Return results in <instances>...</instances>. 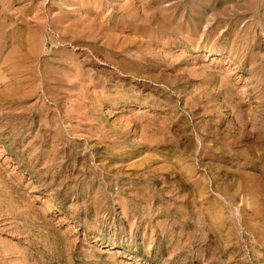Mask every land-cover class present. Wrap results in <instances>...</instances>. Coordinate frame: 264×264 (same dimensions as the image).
Returning <instances> with one entry per match:
<instances>
[{
    "label": "rangeland",
    "instance_id": "rangeland-1",
    "mask_svg": "<svg viewBox=\"0 0 264 264\" xmlns=\"http://www.w3.org/2000/svg\"><path fill=\"white\" fill-rule=\"evenodd\" d=\"M0 1V264H264V0Z\"/></svg>",
    "mask_w": 264,
    "mask_h": 264
},
{
    "label": "bare ground",
    "instance_id": "bare-ground-1",
    "mask_svg": "<svg viewBox=\"0 0 264 264\" xmlns=\"http://www.w3.org/2000/svg\"><path fill=\"white\" fill-rule=\"evenodd\" d=\"M4 1H5V0H4ZM262 1H263V0H262ZM0 2H1V1H0ZM20 2H21V1H20ZM26 2H27V1H26ZM52 2H53V1H52ZM113 2H115V1H113ZM259 2H260V1H259ZM1 3H2V2H1ZM80 3H81V2H80ZM263 3H264V2H263ZM18 4H19V2H18ZM52 4H53V3H52ZM206 4H207V3H206ZM73 5H74V4H73ZM60 6H61V5H60ZM110 6H111V5H110ZM140 6H141V5H140ZM3 9H4V8H3ZM131 9H132V8H131ZM147 9H149V8H147ZM150 9H151V8H150ZM5 10H6V9H5ZM19 10H20V9H19ZM48 11H49V10H48ZM112 11H113V10H112ZM122 11H123V10H122ZM122 11H121V12H122ZM218 11H219V10H218ZM142 12H143V11H142ZM157 12H158V11H157ZM230 12H231V11H230ZM20 13H21V12H20ZM44 13H45V12H44ZM74 15H75V14H74ZM147 15H148V14H147ZM205 16H206V15H205ZM205 16H204V17H205ZM38 17H39V16H38ZM73 17H74V16H73ZM143 17H144V16H143ZM204 17H203V18H204ZM35 18H36V17H35ZM63 18H64V17H63ZM155 18H156V16H155ZM41 19H42V17H41ZM43 19H44V18H43ZM72 19H73V18H72ZM105 19H106V18H105ZM127 19H128V17H127ZM139 19H141V18H139ZM180 19H181V18H180ZM66 20H67V19H66ZM141 20H142V19H141ZM203 20H204V19H203ZM75 21H76V20H75ZM102 21H103V20H102ZM132 21H133V20H132ZM139 21H140V20H139ZM165 21H166V20H165ZM59 23H60V22H59ZM134 23H135V22H134ZM0 24H1V23H0ZM35 24H36V23H35ZM38 25H39V24H38ZM0 26H1V25H0ZM30 26H31V25H30ZM107 26H108V25H107ZM202 26H203V25H202ZM20 27H21V26H20ZM38 27H39V26H38ZM69 27H70V26H69ZM87 27H88V26H87ZM96 27H97V26H96ZM113 28H114V27H113ZM44 29H45V27H44ZM120 29H121V28H120ZM163 29H164V28H163ZM20 30H21V29H20ZM109 30H110V29H109ZM3 31H4V30H3ZM12 31H13V30H12ZM59 31H60V30H59ZM178 31H179V30H178ZM32 32H33V31H32ZM52 32H53V31H52ZM1 33H2V32H1ZM46 33H47V32H46ZM49 33H50V32H49ZM130 33H131V32H130ZM56 34H57V33H56ZM59 35H61V34H59ZM65 35H66V34H65ZM98 35H99V34H98ZM23 36H24V34H23ZM31 36H32V35H31ZM32 37H33V36H32ZM34 37H35V36H34ZM36 37H37V35H36ZM52 37H53V36H52ZM134 37H136V35H135ZM134 37H133V38H134ZM140 37H141V36H140ZM43 38H44V37H43ZM50 38H51V37H50ZM102 38H103V37H102ZM112 38H113V36H112ZM138 38H139V37H138ZM196 38H197V37H196ZM60 39H61V38H60ZM134 39H135V38H134ZM54 40H55V39H54ZM99 40H100V39H99ZM4 41H5V40H4ZM36 41H37V40H36ZM198 41H199V40H198ZM66 42H67V41H66ZM112 42H114V41H112ZM32 43H33V42H32ZM34 43H35V45L37 46L38 43H37V44H36V42H34ZM41 43H42V42H41ZM51 43L53 44V42H51ZM51 43H50V44H51ZM63 43H64V42H63ZM63 43H62V44H63ZM71 43H72V42H71ZM74 43H75V42H74ZM98 44H99V43H98ZM98 44H97V45H98ZM10 45H11V44H10ZM32 45H33V44H32ZM32 45H31V46H32ZM35 45H34V46H35ZM38 45H39V44H38ZM41 45H42V44H41ZM71 45H72V44H71ZM93 45H94V44H93ZM127 45H128V44H127ZM134 45H135V44H134ZM34 46H33V47H34ZM80 46H81V45H80ZM80 46H79V47H80ZM82 46H83V45H82ZM107 46H108V45H107ZM117 46H118V45H117ZM38 47H39V46H38ZM105 47H106V46H105ZM123 47H124V45H123ZM36 48H37V47H36ZM94 48H95V47H94ZM18 49H19V48H18ZM38 49H39V48H38ZM38 49H37V50H38ZM42 49H43V47H42ZM62 49H63V48H62ZM13 50H14V49H13ZM33 50H35V48H34ZM94 50H95V49H94ZM116 50H117V49H116ZM45 51H46V50H45ZM52 51H53V50H52ZM106 51H107V49H106ZM18 52H19V51H18ZM36 52H37V51H36ZM36 52H34V54H35ZM42 52H44V51H42ZM57 52H58V51H57ZM59 52H60V51H59ZM89 53H90V52H89ZM92 53H93V52H92ZM163 53H164V52H163ZM262 53H263V52H262ZM34 54H33V55H34ZM90 54H91V53H90ZM96 54H97V53H96ZM96 54H95V55H96ZM99 54H100V53H99ZM13 55H14V54H13ZM37 55H38V52H37ZM52 55H53V54H52ZM27 56H28V55H27ZM47 57H48V56H47ZM50 57H51V56H50ZM69 57H70V56H69ZM54 59H55V58H54ZM101 59H102V58H101ZM172 59H173V58H172ZM95 60H96V59H95ZM77 61H79V60H77ZM147 61H148V59H147ZM66 62H67V61H66ZM0 63H1V62H0ZM39 63H40V62H39ZM79 63H80V62H79ZM106 63H107V62H106ZM152 63H153V62H152ZM1 64H2V63H1ZM11 64H12V63H11ZM108 64H109V63H108ZM79 65H80V64H79ZM100 65H101V64H100ZM32 66H33V65H32ZM111 66H112V65H111ZM141 66H142V65H141ZM137 67H138V66H137ZM36 68H37V67H36ZM113 68H114V67H113ZM49 69H51V68H49ZM116 69H117V68H116ZM176 69H177V68H176ZM39 70H40V69H39ZM47 70H48V69H47ZM41 71H42V70H41ZM44 71H45V69H44ZM56 71H57V70H56ZM56 71H55V72H56ZM123 71H124V70H123ZM186 71H188V70H186ZM37 72H38V71H37ZM47 72H48V71H47ZM127 72H128V71H127ZM141 72H142V71H141ZM171 72H172V71H171ZM192 72H193V71H192ZM194 72H195V71H194ZM2 73H3V72H2ZM38 73H39V72H38ZM45 73H46V72H45ZM49 73H50V72H49ZM71 73H72V72H71ZM88 73H89V72H88ZM131 73H132V72H131ZM144 73H145V72H144ZM195 73H196V72H195ZM195 73H194V74H195ZM14 74H15V73H14ZM20 74H21V73H20ZM123 74H125V73H123ZM123 74H122V75H123ZM109 75H110V74H109ZM128 75H130V74H128ZM196 75H197V74H196ZM13 76H15V75H13ZM40 76H41V75H40ZM42 76H43V75H42ZM52 77H53V76H52ZM7 78H8V77H7ZM13 78H14V77H13ZM41 78H42V77H41ZM133 78H135V77L133 76ZM174 78H175V77H174ZM42 79L45 80V78H42ZM55 79H56V78H55ZM32 80H33V79H32ZM28 81H29V80H28ZM39 82H40V81H39ZM37 83H38V82H37ZM16 84H17V83H16ZM25 84H26V83H25ZM39 84H40V83H39ZM212 85H213V84H212ZM212 85H211V87H212ZM43 88H44V87H43ZM31 89H32V88H31ZM39 89H40V88H39ZM16 90H17V89H16ZM41 92H42V91H41ZM18 94H19V93H18ZM21 99H22V98H21ZM21 99H20V100H21ZM210 100H211V99H210ZM18 101H19V100H18ZM212 109H213V108H212ZM203 113H205V111H204ZM189 122H190V121H189ZM171 123H172V122H171ZM161 125H162V124H161ZM156 127H157V126H156ZM191 127H192V126H191ZM248 130H249V129H248ZM144 133H145V132H144ZM244 134H245V133H244ZM249 135H250V134H248V137H249ZM239 143H240V142H239ZM199 144H200V143H199ZM245 152H246V151H245ZM202 153H203V152H202ZM144 159H145V158H144ZM144 159H143V160H144ZM194 159H195V157H194ZM204 161H205V160H204ZM196 163H197V162H196ZM162 164H163V163H162ZM166 164H167V163H166ZM164 167H165V166H164ZM180 167H181V166H180ZM197 167H198V166H197ZM200 168H201V167H200ZM156 169H157V168H156ZM161 170H162V169H161ZM161 170H160V171H161ZM162 171H163V170H162ZM238 171H239V170H238ZM245 173H246V172H245ZM241 174H242V173H241ZM241 174H240V175H241ZM258 174H259V172H258ZM260 177H261V176H260ZM260 179H261V178H260ZM261 181H262V180H261ZM257 182H258V181H257ZM260 184H261V183H260ZM263 184H264V183H263ZM259 187H261V185H260ZM247 188H248V187H247ZM254 189H255V188H254ZM260 189H261V188H260ZM250 203H251V201H250ZM258 212H259V211H258ZM256 213H257V212H256ZM254 226H255V225H254Z\"/></svg>",
    "mask_w": 264,
    "mask_h": 264
}]
</instances>
